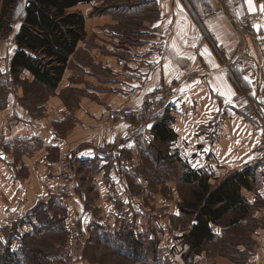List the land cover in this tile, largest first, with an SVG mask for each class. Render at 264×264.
Here are the masks:
<instances>
[{
    "label": "crops",
    "instance_id": "0c3cea01",
    "mask_svg": "<svg viewBox=\"0 0 264 264\" xmlns=\"http://www.w3.org/2000/svg\"><path fill=\"white\" fill-rule=\"evenodd\" d=\"M203 1L208 14L200 20L184 0L77 4L71 11L83 14L85 36L54 88L35 82L26 69L11 72L14 36L12 54L0 56V135L5 138L0 149V239L7 252L22 253L26 237L50 232L56 219L67 214L77 216L88 235L95 227L104 228L102 223L125 219L119 206L127 210L126 219L137 217L138 210L148 217L128 182H141V177L130 170L126 176L118 172L101 146L111 137L108 109L138 106L153 85L192 73L200 77L178 82L167 109L145 122L144 135L152 141L154 126L165 122L174 135L166 142L192 169L207 170L215 178L248 170L250 187L242 188L241 195L264 200L259 127L243 111L251 102L264 116V0ZM99 5L108 13L90 15ZM126 5L125 11L135 8L157 16L127 29L111 14ZM246 14L251 15L249 22L241 20ZM227 59L241 65L230 69ZM13 76L50 93L30 102L20 86L17 92L12 89ZM125 126L118 122L115 135L122 137V149L135 153L139 136H127ZM65 152L71 154L74 179L73 194L62 202L56 193L57 166ZM147 232L145 225L142 233Z\"/></svg>",
    "mask_w": 264,
    "mask_h": 264
},
{
    "label": "rangeland",
    "instance_id": "374dc122",
    "mask_svg": "<svg viewBox=\"0 0 264 264\" xmlns=\"http://www.w3.org/2000/svg\"><path fill=\"white\" fill-rule=\"evenodd\" d=\"M16 1L19 3L16 8L13 7L14 21L0 28V56L12 54L15 48L14 36L20 24L19 18L26 0ZM184 1L194 11H192V16L195 19L200 20L208 14L207 5L203 0ZM126 8H129V5L111 14L120 25H124L127 29H130L128 26L142 23L143 19L157 16L154 12L144 14L135 8L125 11ZM97 13H108V8L101 5L95 6L90 15ZM242 18L243 16L241 17L243 21ZM199 60L201 65L205 62L200 56ZM231 61L239 62L236 68L241 65L239 60ZM202 68L205 67L202 65ZM188 76L175 79L178 82L186 81ZM17 77L13 76V79L9 81L12 89L17 92L20 86L22 94L26 92V97L29 96L28 101L30 102L44 99L50 93L38 85L27 83L24 79ZM161 83L163 81L155 85ZM155 85L148 89L144 96ZM139 105L126 104L108 109V120L111 123L108 129H115V125L123 121L126 123L127 136H139L138 142L140 143L137 146L139 148L137 152L129 153L122 149L129 163L130 172L121 170L114 162L113 166L124 176L133 171L141 177V182L134 184L127 180L131 187L130 192L136 197L139 207L144 206V209L146 207L148 210V217L145 212L138 210L137 217L131 216L126 219L127 210L119 206L122 210L119 216L126 220H120L115 225L112 221L109 222L110 225L106 222L102 223L103 226L100 227L104 228L95 227L91 230V235L81 232L76 241L63 227L64 218L63 220L56 219L57 222L51 223L53 230L50 232L45 229L42 234L35 233L26 237L22 253L7 252L0 239V264H65L71 262L69 248L75 252L76 256L72 264H264V200H245L247 206L245 212L242 207L227 211L219 223L210 224L214 237L203 244L200 252L195 253L190 249L184 235L188 234L195 223V214L186 203L196 200L194 194L196 183H187L182 180V176L188 172V164L169 147L167 142L156 138L152 141L147 140L144 135L145 122L160 115L167 108L149 118L131 117L129 120H115L109 116L112 109L135 108ZM130 125L135 127L132 132L127 130ZM262 164L264 165V162ZM197 171L209 177L212 187L225 179V176L215 178L207 170ZM62 210L58 209L59 212ZM95 212L98 213V209H95ZM134 220L139 223L137 224ZM145 225L148 232L142 233ZM150 235L153 236L152 239Z\"/></svg>",
    "mask_w": 264,
    "mask_h": 264
},
{
    "label": "trees",
    "instance_id": "16d2710c",
    "mask_svg": "<svg viewBox=\"0 0 264 264\" xmlns=\"http://www.w3.org/2000/svg\"><path fill=\"white\" fill-rule=\"evenodd\" d=\"M89 0H26L20 16V26L15 34L17 49L11 60V72L28 70L35 82L54 88L63 74L69 56L85 36V18L73 7ZM16 0H0V28L14 21ZM15 6V7H14ZM14 7V8H13ZM7 29H9L7 27ZM155 137L163 142L172 139L165 122L154 126ZM182 176L187 183H196V200L186 204L195 214V223L184 239L190 249L200 252L203 244L214 237L210 224H217L231 209L247 208L242 188H249L246 171L228 175L212 187L209 177L192 169Z\"/></svg>",
    "mask_w": 264,
    "mask_h": 264
},
{
    "label": "built area",
    "instance_id": "2783aa9c",
    "mask_svg": "<svg viewBox=\"0 0 264 264\" xmlns=\"http://www.w3.org/2000/svg\"><path fill=\"white\" fill-rule=\"evenodd\" d=\"M242 19L244 22H249L251 20V15H244ZM219 51L221 54H226V49L224 47H220ZM202 63V65L206 69L205 62ZM225 64L230 69H235L237 65H239V62L233 63L230 59H227L225 61ZM198 77H200L199 73H193L191 74V76L187 77L186 81L193 82L198 79ZM177 82L178 80L173 79L169 82H163L159 85H155L144 96L139 107H126L123 109L120 108L118 110L112 109L109 113L110 118L115 120H129L131 117L149 118L155 116L170 105L174 90L176 88V85L178 84ZM243 111L245 116L250 120L256 122L259 127L260 136L257 149L259 152V160L261 162H264V116H262L259 110L250 102L246 103L243 106ZM127 130L129 132H132L133 130H135V127L133 125H130ZM109 131L111 137L104 139L101 146L110 152L115 165H118L121 170L128 171L129 163L126 159L125 154H123L124 152L122 151L121 137L115 135V129H110ZM4 142V136L0 135V148L2 147ZM70 157L71 154L69 152H65L59 159L57 166L59 184L57 186L56 193L62 202H64L65 199L68 198L73 192L74 176L71 170ZM64 226L70 237L76 241L80 236V233L82 232V228L77 216H75L74 214H67L64 218ZM72 247H74V244H72ZM69 251L71 253V262L65 264H72L74 262L72 260H74V258L76 257L75 252L71 248H69Z\"/></svg>",
    "mask_w": 264,
    "mask_h": 264
},
{
    "label": "snow or ice",
    "instance_id": "6c2138e0",
    "mask_svg": "<svg viewBox=\"0 0 264 264\" xmlns=\"http://www.w3.org/2000/svg\"><path fill=\"white\" fill-rule=\"evenodd\" d=\"M247 2L249 3V4H251V2H252V0H247ZM261 10H264V6H262V9ZM205 52H207V49H205ZM245 79H247V77H245ZM234 94V93H233Z\"/></svg>",
    "mask_w": 264,
    "mask_h": 264
}]
</instances>
